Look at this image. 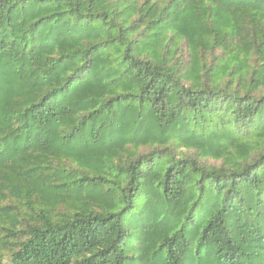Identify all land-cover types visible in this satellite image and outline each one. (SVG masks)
I'll use <instances>...</instances> for the list:
<instances>
[{"label":"trees","instance_id":"16d2710c","mask_svg":"<svg viewBox=\"0 0 264 264\" xmlns=\"http://www.w3.org/2000/svg\"><path fill=\"white\" fill-rule=\"evenodd\" d=\"M0 264H264V0H0Z\"/></svg>","mask_w":264,"mask_h":264}]
</instances>
